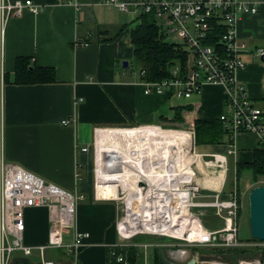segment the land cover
<instances>
[{
  "label": "crops",
  "instance_id": "1",
  "mask_svg": "<svg viewBox=\"0 0 264 264\" xmlns=\"http://www.w3.org/2000/svg\"><path fill=\"white\" fill-rule=\"evenodd\" d=\"M33 1L43 10L38 14L24 12L12 18L7 27L5 75L0 89L4 153L8 161L82 195L77 205L76 227L90 236L77 253L67 247L47 248L43 253L35 249L30 255L17 251L10 264H45L49 260L56 264H114L110 250L121 241L117 230V162L120 160L124 168L122 178H126L131 169L125 152L142 148L146 137H192L190 132L160 135L158 126L169 122L211 124L227 110L225 91L221 85L211 84L184 100L169 94H146L131 41V30L139 17L130 16L106 0ZM237 28L238 36L249 44V50L242 54L247 66L238 73V79L262 108L264 118V58L257 54L259 48H264V4L256 14L243 15ZM19 57H27L32 66L53 68L56 80L17 82ZM125 61L129 62L126 67ZM80 98L82 101L77 104L75 100ZM177 111L182 116L179 121L174 118ZM73 117L74 123H62L63 119ZM205 131L208 141L197 142L195 134L199 169L215 166L217 157L227 155L230 141L227 133L219 140H211V131ZM96 136L98 157L93 148ZM86 147L89 149L83 151ZM262 147L255 133L237 137L235 153L227 155L228 170L236 171L238 164L252 162L255 150ZM218 171L211 170L213 174L209 175L216 176ZM198 173L202 175L199 170ZM226 184L227 178L218 188L213 184L199 185L202 192L196 195L197 201L212 202L218 191L222 198H227ZM200 213L211 230L225 224L213 207H204ZM25 220V243L34 247L45 244L50 230L48 207L26 209ZM72 239L70 232L66 242ZM135 239L123 247L138 249L140 241ZM250 243L264 254V242ZM180 252L181 257L186 255V250Z\"/></svg>",
  "mask_w": 264,
  "mask_h": 264
},
{
  "label": "built area",
  "instance_id": "2",
  "mask_svg": "<svg viewBox=\"0 0 264 264\" xmlns=\"http://www.w3.org/2000/svg\"><path fill=\"white\" fill-rule=\"evenodd\" d=\"M106 1L115 4L133 17L152 14L167 36L173 37L188 49L186 73L179 75L180 69L177 67L173 70V76L169 78L158 81L143 78L146 94H169L171 97L184 100L199 94L206 85H221L225 91L227 110L219 115V120L230 138L227 155L235 153L236 139L245 133L257 134L264 148L263 110L249 97L243 83L238 79V73L247 66L242 54L249 50V44L238 36L237 28L240 18L245 14H256L260 6L264 4V0ZM42 10L43 7L33 0H0V89H2L5 75V41L10 20L22 16L24 12L38 14ZM211 40H215L217 44L210 42ZM257 54L264 58V48H259ZM140 73L144 77L145 71L142 70ZM81 101L82 98L75 100L77 104ZM2 119L1 107L0 264H10L17 251L30 255L35 249L43 253L47 248L67 247L70 252L77 253L84 246V240L90 236L89 232L79 231L76 227L77 205L83 196L19 164L8 161L4 153ZM74 122L75 117L65 118L62 121L64 125ZM191 126L190 132L194 134V124L191 123ZM93 146L97 156L96 139ZM88 149L89 147H86L82 150ZM227 155L217 157L214 164L219 169L218 174L223 171V179H226L228 175ZM196 174L195 172L194 175ZM183 177L188 180L181 183L182 192H177L175 197L167 182L162 179L152 203L148 204L142 198L134 208L129 203V199L125 201L124 215L117 221L121 241L110 250L113 261L128 264L125 256L118 253L117 248L125 246L129 240L143 234L170 237L192 245L213 248L231 249L242 246L236 223L241 207L237 190L229 193L227 198H222L221 192L218 191L212 202H195L194 197L200 190V186H190L193 181L189 174H183ZM98 179L97 174L96 196H98ZM144 185L149 184H143V188ZM148 191L149 189L145 194ZM38 206L48 207L50 230L47 242L34 247L24 241L25 212L28 208ZM194 207L215 208L217 215L225 220L224 226L217 230L209 229L204 225L201 217L193 211ZM146 208L149 210L147 215ZM136 209H138L137 212H135ZM134 213L143 219L145 216L149 217V224L141 225L138 220L132 224L130 219L135 217ZM190 221L191 225L187 226ZM183 225L191 229H196L194 227L196 225L199 232L191 233L184 230L180 235L176 233V229H173ZM70 232L73 234V239L67 243L66 235ZM45 264L56 263L49 260L45 261ZM238 264H264V254L261 259H253L250 262L240 261Z\"/></svg>",
  "mask_w": 264,
  "mask_h": 264
},
{
  "label": "trees",
  "instance_id": "3",
  "mask_svg": "<svg viewBox=\"0 0 264 264\" xmlns=\"http://www.w3.org/2000/svg\"><path fill=\"white\" fill-rule=\"evenodd\" d=\"M139 18V22L131 30V41L133 43L134 60L140 66V70L145 71L143 78L151 81L169 78L173 76V70L177 67L180 69L179 75H184L187 68L188 49L183 44L168 41L166 38L167 35L152 14H142ZM210 42L217 44L215 40H211ZM15 78L17 82L27 84L53 82L56 80V72L51 67L32 66L27 57H19L16 61ZM174 118L175 120L182 119L180 111H177ZM194 127L197 142L210 140V138L206 136L205 129L211 131L213 135L211 140H219L220 137L226 133L219 117L211 124L196 121ZM158 131L161 135L189 132L165 130L160 127H158ZM243 168H251L255 176L264 175V148L262 147L255 150L252 162L237 165L236 175H238V177ZM240 209L241 208H239L238 214L240 213ZM138 236H136V239ZM251 239L259 241L253 237ZM229 250L242 252L241 254H243V251H251L248 252L249 254L239 255L238 258L249 257L252 259H261L263 257V253L258 247L252 249L237 247ZM117 251L118 253H123L125 255L128 264H137L138 250L136 246H128L126 248L118 247ZM162 261H166L164 254L155 253V264H160ZM113 263L124 264L116 262L115 260Z\"/></svg>",
  "mask_w": 264,
  "mask_h": 264
},
{
  "label": "rangeland",
  "instance_id": "4",
  "mask_svg": "<svg viewBox=\"0 0 264 264\" xmlns=\"http://www.w3.org/2000/svg\"><path fill=\"white\" fill-rule=\"evenodd\" d=\"M166 38L170 42H177V40L174 39L173 37L167 36ZM135 65L139 67L138 64L135 63ZM175 121H179V120H175ZM162 124H163V128L165 129H180V130L182 129V130H188L189 132L192 130V126L189 123L179 124V123L169 122L166 124L165 123H162ZM130 127H138V126H130ZM194 131H195V127H194ZM195 134L196 132L194 134L191 133L192 140H191V145L189 146V149H188L189 154L186 159H188V162L195 169V172L197 173L196 174L197 177L204 175L198 179L197 182L199 183V185L204 184V185L209 186L213 184L214 186H216V188H218L220 184L218 177L217 179H213L214 176L213 178L211 177L209 179L205 178V175L210 176L209 174H213L211 173V170L214 171V169H218V168H216L215 166L206 167L204 165V169H201V168L199 169V166H200L199 161H198L199 157L195 153ZM95 139L97 140V136ZM97 148L100 149L98 142H97ZM144 148H146L145 144H143L142 148L140 149H144ZM201 163L204 164L203 162ZM117 164L120 170V174H119V183H118V188H117L118 198H116V200L119 202V209H120L119 218H121L122 215H124L123 208L125 206V201L129 199L131 192L128 188H124V186L121 185L123 181L121 178H122V173H123L124 168H122L119 162H117ZM128 166L131 169L130 170L131 173H128V176L124 179L128 180V179H134L138 177L139 175L138 163L129 161ZM198 170L199 171L202 170L201 171L202 175L198 173ZM197 185L198 184H196V182L193 181L190 186L196 187ZM257 186H264V175L255 176L251 168H243L238 177V175H236L235 170L233 169L228 170L226 190L224 192L229 194L232 191L237 190L240 196L239 199H240L241 209H240V213L238 214V217L236 220L238 231H239L238 233L239 238L244 243L240 247H245V248H250V249L254 248L255 245L250 243V241H252L251 239L252 233H251L250 215H249L250 214L249 213V207H250L249 194L251 190ZM143 189H144V192H146L149 189V185H144ZM200 192H202L201 189L198 192H196L197 193L196 195H199ZM197 200L198 199L195 196L194 201L199 202ZM203 208L204 207H194L193 211L201 217L205 225V222L200 213V210H202ZM135 240L140 241V243L138 244V249H137L138 250L137 251L138 253L137 264H155L156 263L155 262V250H156V253L158 254L163 253L166 261H173L179 264H186L192 258L196 260L197 264H221V263L238 264L240 261H246V262L253 261V259L249 257L238 258L239 255L249 254L248 252H251L250 250L243 251V254H241L242 252H236V251L229 250L226 248L197 246V245L189 244L188 242L183 241V240H177V239H173L170 237H161V236L159 237V236H154V235H149V234L139 235L137 239ZM146 243L147 245H145ZM183 249L186 250V255L184 257H181L179 255V252L180 250H183Z\"/></svg>",
  "mask_w": 264,
  "mask_h": 264
},
{
  "label": "bare ground",
  "instance_id": "5",
  "mask_svg": "<svg viewBox=\"0 0 264 264\" xmlns=\"http://www.w3.org/2000/svg\"><path fill=\"white\" fill-rule=\"evenodd\" d=\"M159 127V126H158ZM141 128V127H140ZM139 128V131H140ZM165 129L163 127H160ZM165 130H173V131H188V130H180V129H165ZM192 137H183L173 135L171 137H161V136H152L145 138V146L144 149H129L125 152V158L130 162H137L139 168V175L134 179L125 180L121 178L123 181L121 183L124 188H128L131 192L129 197V203L134 208L137 207V202L145 199L146 203H152L153 198L155 197V193L157 192V188L160 187V180L167 182V185L171 189V193L177 195V192H182V184L186 182L183 177V174H189L192 181H195L196 184L199 185L198 177L194 175L195 169L188 162V149L191 145ZM98 157V152H97ZM120 162V160L118 161ZM200 163V162H199ZM133 164V163H132ZM132 167V166H131ZM202 171V170H200ZM207 171V170H206ZM98 174V171H97ZM127 175V174H126ZM99 177V175H98ZM127 177V176H126ZM189 177V178H190ZM213 178V176H206L205 178ZM219 179L220 184L222 183L224 173L220 171L216 176L214 175L213 179ZM182 181V182H181ZM203 181V180H202ZM144 182V183H143ZM149 184V191L145 194L143 190V184ZM182 183V184H181ZM221 189V188H220ZM178 190V191H174ZM157 194V193H156ZM142 204V203H141ZM185 207V206H184ZM186 208V207H185ZM138 209L135 210L137 212ZM186 210V209H185ZM145 214H149V210L145 209ZM133 218L130 219L131 223L134 224V221L141 222V225H148L149 217L145 216V218H141L137 214L134 213ZM147 217V218H146ZM135 218V220H134ZM144 220V222H143ZM191 225V221L187 226ZM196 229L187 228L183 225L180 228L176 229V233L182 234V232L190 231L191 233L199 232V229L196 225H194ZM180 254H184V252H180Z\"/></svg>",
  "mask_w": 264,
  "mask_h": 264
},
{
  "label": "water",
  "instance_id": "6",
  "mask_svg": "<svg viewBox=\"0 0 264 264\" xmlns=\"http://www.w3.org/2000/svg\"><path fill=\"white\" fill-rule=\"evenodd\" d=\"M129 62L125 61L124 66H128ZM249 215L252 237L264 242V186L253 188L249 194ZM160 264H179L173 261H162ZM186 264H196V260L192 258Z\"/></svg>",
  "mask_w": 264,
  "mask_h": 264
}]
</instances>
